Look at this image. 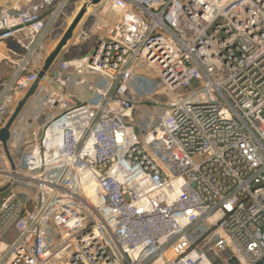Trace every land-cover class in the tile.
I'll use <instances>...</instances> for the list:
<instances>
[{"label":"built area","instance_id":"obj_1","mask_svg":"<svg viewBox=\"0 0 264 264\" xmlns=\"http://www.w3.org/2000/svg\"><path fill=\"white\" fill-rule=\"evenodd\" d=\"M78 3L0 145V264H264V0H0V121Z\"/></svg>","mask_w":264,"mask_h":264},{"label":"rangeland","instance_id":"obj_2","mask_svg":"<svg viewBox=\"0 0 264 264\" xmlns=\"http://www.w3.org/2000/svg\"><path fill=\"white\" fill-rule=\"evenodd\" d=\"M79 5H80V3H78L76 5H72L70 7V9L68 10L66 16L63 18V22L66 23V26L69 25V23H68L69 22V18L72 16V13H73L74 9H76L77 7H79ZM88 6H89V4H84L81 7H79V9L76 12L75 16L78 15L81 11H83L82 12V15H81V18H82V16L84 15V13L87 11ZM81 18H80V20H81ZM79 21H78V23H79ZM72 35H73V32H72ZM72 35H71V37H72ZM71 37L69 39L71 41L68 43V41H69L68 40L67 43L65 44L66 46H70L72 44V41L73 40L71 39ZM52 47H53V41L48 40V42H47V49H50ZM72 55H75V53L73 52V53L67 54V55L66 54H63V53L60 54V56H68V57H70ZM0 75H1V77L5 75L4 78H3L5 80H8L9 77H10L9 74H7V75L5 74V65H4V63H1L0 64ZM44 77H45L46 80L49 81V82L46 81L47 83L52 84V80H50L47 77L46 73L44 74ZM53 87L56 88V89H60L57 84L56 85L54 84ZM166 101H167V98L165 96H163L162 94H158V95L154 96L152 99L147 100L144 103H141L134 110V120H135V123L136 124H147V123H149L152 119H154L156 117V115H159V114H161L164 111L163 107H164V105H166ZM37 104L38 103L36 102V100L34 101L33 99L30 100L27 103V105H26V107L24 108V111H23L26 117H30V115L32 114L31 113L32 110L37 106ZM0 124H1V126L4 125V123H0ZM10 132H11V127L9 128V134H10ZM9 139H10V136H9ZM9 139L6 141V147H7L8 151H9V147H8V141H9ZM0 145L2 146L1 142H0ZM9 153H10V151H9ZM10 157H11L13 166H15V162L18 161V159L20 157V154L17 152L16 155H12L10 153ZM7 192H8V190L0 193V201H1V198L4 195L7 194Z\"/></svg>","mask_w":264,"mask_h":264},{"label":"water","instance_id":"obj_3","mask_svg":"<svg viewBox=\"0 0 264 264\" xmlns=\"http://www.w3.org/2000/svg\"><path fill=\"white\" fill-rule=\"evenodd\" d=\"M91 3L95 4L98 3L99 0H90ZM81 11L78 15H76L72 21V23L69 25L68 29L66 30V32L63 34V36L61 37V39L59 40V42L57 43V45L54 47V49L49 53V55L46 57L43 67L41 68V70L39 71L38 75H37V79L32 83V85L30 86V88L26 91V93L23 95V97L18 101L17 105L15 106L13 112L11 113V115L9 116V118L6 120V122L4 123V125L2 127H0V142L2 144V148L5 152V154L7 155L12 167H13V163L10 157V153L6 147V141L9 139V128L12 126L13 122L15 121V119L17 118V116L20 114V112L22 111V109L24 108V106L26 105V103L28 102V100L31 98V96H33V94L35 93V90L37 88V85L39 83V80L41 78H43L44 74L49 70V68L51 67V65L53 64V62L57 59V57L59 56L60 52L63 49V46L67 43V41L70 39L72 32L75 28V26L78 24V21L81 18L82 15ZM9 188V184H6L2 187H0V193L6 191Z\"/></svg>","mask_w":264,"mask_h":264},{"label":"crops","instance_id":"obj_4","mask_svg":"<svg viewBox=\"0 0 264 264\" xmlns=\"http://www.w3.org/2000/svg\"><path fill=\"white\" fill-rule=\"evenodd\" d=\"M79 7H80V5H79ZM74 17H75V15H74ZM74 17L72 18L71 21L68 22L69 25L72 23ZM65 24H66V23H65ZM69 25L66 26V29H65L64 33H65L66 30L68 29ZM64 33H63V34H64ZM63 34H62V36H63ZM62 36H61V37H62ZM59 40H60V39H59ZM59 40H58V41L56 40L57 42L53 40V47L50 48V49H48V54H47V55H49V53L54 49V47L57 45V43L59 42ZM65 46H66V45H65ZM65 46H64V47H65ZM64 47H63V48H64ZM60 54H61V52H60ZM60 54H59V56H58L57 58H59V57H60V58L64 57V56H60ZM39 71H40V70H39ZM49 71H50V68H49V70L47 71V74H48V75H49ZM38 73H39V72H38ZM47 74H46V75H47ZM37 75H38V74H37ZM43 79L46 80L45 77L43 76V78H41V79L39 80V83H40V82H44ZM39 83H38V85H39ZM31 85H32V84H31ZM31 85H30V86H31ZM38 85H37V86H38ZM30 86H29V88H30ZM29 88H28V89H29ZM28 89H27V90H28ZM27 90H26V91H27ZM26 91L24 92V94L26 93ZM24 94H23V95H24ZM23 95H22V97H23ZM33 95H34V94H33ZM22 97H21V98H22ZM31 97H32V96H31ZM21 98H20V99H21ZM20 99H19V100H20ZM19 100H18V101H19ZM18 101H17V103H18ZM28 101H29V100H28ZM17 103H16V104L14 105V107L9 111V113L3 117V119L0 121L1 123H5V122H6V120L9 118V116H10L11 113L13 112V110H14L15 106L17 105ZM27 103H28V102H27ZM27 103H26V105H27ZM26 105L24 106V108L26 107ZM24 108L22 109V111L20 112V114L17 116V118H16L15 121L13 122L12 126H13V125L19 120L20 115H23V113H24V112H23V111H24ZM12 126H11V127H12ZM0 127H2L1 124H0Z\"/></svg>","mask_w":264,"mask_h":264},{"label":"bare ground","instance_id":"obj_5","mask_svg":"<svg viewBox=\"0 0 264 264\" xmlns=\"http://www.w3.org/2000/svg\"><path fill=\"white\" fill-rule=\"evenodd\" d=\"M96 5H92V6H88L87 11L84 13V15L82 16L81 20L79 21V23L77 24V26L75 27V29L73 30V34L77 31V29L79 28V26L84 22L85 18L89 15V13L91 12V10L95 7ZM79 7H77L76 9H74L72 16L69 18V21L72 20V18L74 17V15L76 14V12L78 11ZM71 40L68 41V43ZM16 141H12L11 145H15Z\"/></svg>","mask_w":264,"mask_h":264}]
</instances>
